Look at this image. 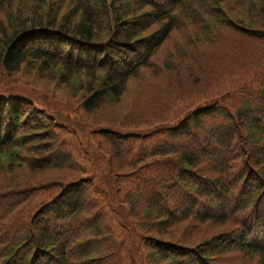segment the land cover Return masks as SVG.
I'll use <instances>...</instances> for the list:
<instances>
[{
    "label": "trees",
    "instance_id": "trees-1",
    "mask_svg": "<svg viewBox=\"0 0 264 264\" xmlns=\"http://www.w3.org/2000/svg\"><path fill=\"white\" fill-rule=\"evenodd\" d=\"M45 1L27 0V4L31 3L37 11L32 10L29 13H24L26 15L22 20H19L21 22L13 30L5 27V23L0 20V31L4 40L0 68L7 75L13 76L27 67L28 63L34 62L35 65H39L37 68L39 73L51 77H46V80H56L57 91H63L62 87H68L71 80L77 79L80 77L79 74L83 73L88 79L86 83L88 87L83 90L85 94L80 96V105L88 114L97 112L108 97L114 99L121 97L131 80L137 78L144 69L151 66L154 54L164 47V43L170 38L172 31L185 22L198 24V26H202L206 22L205 30L209 31L212 28L214 29L212 32H218L217 39L214 40L210 34L200 42L198 48L206 41H218L224 34L236 56V62L232 65L234 68L242 65V59L246 60L247 66L254 64L261 66L257 73L249 75L250 82L255 84V88L248 87V92L253 90L250 96H248V92L242 91L241 87L245 85L233 84L231 86L234 88L230 92L241 96L240 104L236 110L234 107H229L235 110L234 116H230L223 109L215 106L210 108L200 106L192 109L176 124L168 127L165 138H158L154 142L140 145L137 153H142L145 162L144 169L151 170L153 180L184 181L183 184L175 183L174 187L166 188L165 192L168 194L165 196L151 191L147 194L140 193L141 196L128 197L126 191L122 197L128 200L125 207L128 209L130 218H132L130 213L140 208L147 213L148 229H151L149 224L158 225L154 229L157 237H166L167 235L171 237L179 232V227L186 228L181 232L182 235L198 234L191 228L194 221L210 223H225L227 221L235 223L238 228L237 231L228 233L221 243L222 247L211 246L205 251L172 240H162L160 237L148 239L151 243H147V246L153 247L155 250L151 261H158L160 264H219L212 263L207 258L209 251L216 256L224 252L236 251L242 255L257 256L264 262V193L261 194L264 192V185H261L260 182L249 183L239 190L240 196L234 194V181H250L245 179L244 174L238 173L240 169L234 171L237 161L242 157L241 146L250 148V153L246 156L247 159L252 163L256 159L258 164L264 165V145L261 144L264 142V1L248 0L256 3L251 2L248 6L246 4L248 10H242L239 14L225 8L222 0H213V7L208 2L205 5L201 0L192 3L188 0L184 2L183 0H173L172 10L175 17L172 22L159 11L152 9L155 12L154 16L152 15L153 20L159 22L160 26L150 36V39H144L145 37L140 35V32L145 31L149 25L142 23L139 11L135 12L128 4L130 0H116L119 6L114 5L115 0L113 2L112 0H71L73 3L66 0L65 3H70L66 8L68 9L65 11L66 13L63 12L59 14L60 16L55 14L52 17L49 16V12L53 10V5L49 7L51 10L48 11V15L45 16L43 13ZM48 1L50 2V0ZM124 1L123 7L120 4ZM136 1L138 2L137 8H140V5L148 6L144 0ZM13 2L14 0H0L1 13L3 10L8 12L12 9ZM3 4L6 7L2 10ZM109 4L111 5L109 6ZM111 8H113L112 11H110ZM103 14H107L108 19L110 16L114 18L106 29L109 37L100 41L97 29H100ZM119 14L122 19L117 21ZM218 14L224 19L218 20L215 16ZM15 17L19 18V15L16 14ZM130 22L136 23V25L129 28ZM112 25L114 28L111 27ZM71 53L74 54V57L71 56ZM53 68H58V71L55 72L57 77L53 76V73H49ZM251 70L250 67L248 71ZM259 72H261L260 75ZM27 73L28 71L25 72V74ZM195 75L198 81L207 78L204 73L202 75L195 73ZM99 77L100 86L97 85ZM34 80L38 84L41 83L38 77H35ZM208 80L213 82L214 79L209 77ZM237 87H240V90L236 91ZM192 96V92H189L178 98L186 101ZM162 109L169 111V107L165 103H162L159 110ZM216 113H223L222 118L228 122L205 123L207 116L213 117ZM40 114V108L35 101H31L26 96L12 91L0 93V154H4L8 146H12L9 147L12 150H15L17 146L19 149L26 147L25 143L19 142L18 139L22 131L26 136H33V138L43 136L45 138L43 141L36 140L32 143L44 146H56L55 141L61 143L52 128L36 121ZM43 115L45 118L47 117L46 114ZM57 119L63 125L67 123L66 118L57 117ZM55 126L53 125V128ZM125 130L114 127H98L95 130V135L102 141L94 144L96 149H92L88 145L85 146L87 154H95L93 157L104 161L108 159V171L114 180L127 177L130 172L136 170L134 163H128V160L125 159L124 148H122L127 139L135 137V132L130 130L126 132ZM84 136L86 137V135ZM11 137L15 139L10 143L6 138L11 140ZM87 139L91 140L88 137ZM258 141H260L259 144H257ZM12 143L14 144L12 145ZM58 154V158L55 156L49 164L35 165L36 169H50L51 167L56 171L62 169L72 171L70 168V164H73L71 154L60 152ZM94 161L98 163V160ZM126 168H129V171ZM260 170L259 175L262 177L264 169L260 168ZM93 177V175H85L64 184L54 181L46 183V185L55 183L54 185L63 186L60 189L61 193L52 199L55 200L54 204H51V212L62 226L68 229L77 227L74 223L78 216H82L87 211L92 214L97 208L96 202L90 200L92 199L91 186L88 182L92 181ZM149 178L143 180L147 185L143 184L145 188L142 191H147L148 187L152 188L153 184ZM256 179L259 180V177L256 176ZM224 182L230 183L232 186L218 187L219 183ZM186 186L192 188L193 196L208 197L209 200L218 201L222 209H215L211 202H203L204 199L198 200L187 196L183 191ZM108 187L113 190L111 183L108 184ZM24 191L28 193L26 196ZM14 192L18 191L11 193V190H6L5 197H8L6 210L0 204V243L4 244V246L0 245V264H12L14 249L11 245L12 235L4 233L8 224H12L15 217L20 216L24 203L35 198L37 188L32 185L21 191L17 206L11 202ZM118 192L120 193L121 190ZM255 192L257 196L253 200L252 194ZM3 198L0 196V201H4ZM120 206L122 205L119 200L118 209L122 210ZM204 209L206 210L204 211ZM152 213L159 217L150 221L148 219H152ZM158 218L161 220H157ZM30 220H33L32 217ZM105 222L104 219L101 234L106 232ZM37 223L39 222H31V225L37 232L38 244H36L37 239H34V242L33 240L30 242L31 246L41 252H47L54 246H56V250L50 251L51 256L49 254L38 256L34 264H68L67 260L70 259L72 247L66 239L51 237L49 230H47V235L42 228H37ZM41 224L44 223L41 222ZM87 229L88 227L85 230ZM81 232L82 230L78 227L76 232H72L70 236H74L73 241L83 238ZM103 238L105 240L108 235H103ZM100 245L87 249L85 254L90 257L85 264H90L91 261H93L91 264L107 263H101L97 257L100 254ZM17 248H21L20 252L25 254L29 246L18 245ZM175 256L178 259H175ZM79 257L76 256L80 264H84L79 260ZM44 258L46 263H44ZM20 264H27V259Z\"/></svg>",
    "mask_w": 264,
    "mask_h": 264
},
{
    "label": "rangeland",
    "instance_id": "rangeland-1",
    "mask_svg": "<svg viewBox=\"0 0 264 264\" xmlns=\"http://www.w3.org/2000/svg\"><path fill=\"white\" fill-rule=\"evenodd\" d=\"M65 1L50 0L49 2L46 0L44 2L45 11L43 13L45 16L48 15V11L51 10L49 7L53 5V10L49 12V16L52 17L55 14L60 16L59 14L68 10L66 8L70 3H73L71 0H68L70 3H65ZM172 1L150 0L152 8L144 5H140V8H137L138 2L136 0L128 1V4L135 12L139 11L138 14L142 23L149 25L145 31L140 32V35L145 37L144 39H150V36L160 26L159 22L153 20L152 15L154 16L155 12L152 9H173ZM193 1L196 0H188L190 3ZM201 1L205 5L208 2L211 4L210 6H214L213 0ZM222 2L225 8L239 14H241L242 10H248L246 9V4L248 6L251 2L256 3L255 1L248 0H222ZM4 4L2 10L6 7ZM114 5L119 6L116 0L114 1ZM120 5L124 7L125 1ZM32 10L37 11L31 3L27 4V0H14L12 9L8 12L3 10V13L0 11V20L5 23V27L13 30L21 22L19 20H22L24 15H26L24 13H29ZM112 10L113 8L110 9V11ZM16 14L19 15V18L15 17ZM174 15L172 12L171 17L173 20ZM215 16L218 20L224 19L220 14ZM113 18V16H110L108 19L107 14H103L101 17L100 29H97L100 41L106 40L109 37L106 29ZM120 19H122V16L119 14L117 21ZM205 23L202 26L188 22L180 24L178 28L172 31L170 38L164 43V47H161L154 54L151 66L144 69L137 78L131 80L121 97L116 99L108 97L105 100V104L94 114L86 113L80 105V96L84 93L83 90L88 87V84H86L88 79L83 73H80V77H77V79L71 80L68 87H62L63 91H57L55 88L56 80H46V77H51L47 74L39 73L37 71L39 65H35L34 62L28 63L27 67H24L20 73L13 76L7 75L0 68V93L12 91L26 96L31 101H35L41 111L36 121H40L46 127L52 128L56 132L57 139L61 142L55 141L54 144L56 146H44L32 143V141L36 140L43 141L45 138L43 136H36L34 138L33 136H26L23 135L22 131L18 139L19 142H24L26 147L19 149V146H17L15 150H12V148H9L12 146H8L5 149V153L0 154V196L4 197V201L1 200L0 204L4 207V210H6L5 206L8 204V197H5L7 194L6 190H11V193L18 191L14 192L11 200L17 206L21 191L25 190L27 186L32 185L37 188L35 198L24 203L20 216L15 217L12 224H8L4 233L9 236L12 235L11 245L14 248L12 264L24 263L25 259H27V264H34L38 256L44 254L50 255V251L54 252L53 250H56V246H54L47 252H41L39 249H34L31 246V240L34 242V239H37V232L31 225V222H39L36 225L37 228H42L46 234L47 230H49L51 237L55 239L60 237L66 239L72 247L70 259L67 260L68 264H80L76 258V256L79 257L80 255L79 260L85 264L88 261V257H90L85 254L87 249L98 247L104 240L103 235L105 234L108 235V238L100 245V254L97 255L101 263L160 264L158 261H151L155 250L153 247L149 248L147 246V243H151L148 239L160 237L162 240H172L176 243L189 247L194 246L195 249L205 251L211 246L222 247L221 243L228 233L238 230L237 226H235L236 224L232 222L210 223L194 221L191 228L198 234L191 235V233H187L186 235H182L181 232L185 231L186 228L179 227V232H176L171 237L168 235L166 237H157L154 229L158 225L149 224L151 229H148L147 213L140 208L130 213V215L132 214V218H130L128 209L125 207V203H128V200L122 197L126 191L128 197L141 196L140 193L147 194L151 191L165 196L168 194L165 192L166 188L174 187L175 183H184V181L153 180L151 170L144 169L145 162L142 158V153H137L140 145L154 142L158 138H165L168 127L176 124L186 113L200 106L207 108L215 106L216 108L223 109L230 116H234L235 110L240 104L241 96L230 92L234 88L231 86L233 84H243L245 86L241 88L244 92H248V87L255 88V84L250 82L251 77L249 75L257 73L261 66L259 64L247 66L246 60L242 59V65L234 68L232 65L236 62V56L224 34L218 41H206L198 48L200 42L210 34L214 40L218 37V32H212L214 29L205 30ZM135 25L136 23L133 22L128 24L129 28ZM3 47L4 40L0 31V56L3 52ZM71 56L74 57V54L71 53ZM250 67L252 70L248 71ZM26 71H28L27 74H25ZM56 71H58V68H53L49 73H53V76L57 77ZM202 72L207 78L198 81L195 73L202 75ZM260 73L258 74L260 75ZM35 77H38L41 83H36ZM209 77L214 79L213 82L208 80ZM97 85L100 86V77L97 80ZM238 90H240V87L236 88V91ZM189 92H192L193 95L191 99L185 101L178 98ZM251 93H253V90L248 92V96ZM162 103L167 104L169 111L167 109L159 110ZM229 107H234L235 110ZM42 113L46 114L47 117L45 118ZM57 117L61 119L66 118L67 123L64 125L59 123ZM222 117L223 113H216L213 117L207 116L205 123H227L228 120ZM160 123H162V126H160ZM53 125L56 126L53 128ZM98 127H114L115 129H126V132L129 130L135 132V137L127 139L122 147L124 148L125 159L128 160V163H134V168L136 169L134 172H130L127 177L114 180L108 171V159L106 161L102 159V161L95 156L93 157L95 154H87L85 152V146L88 145L92 149H96L94 144L102 141L100 137L95 135V130ZM87 137L91 140L89 141ZM10 139L6 138L10 143L15 138L11 137ZM261 144L264 145V142H261ZM40 149L41 151H39ZM241 149L242 157L237 161V167L234 171L240 169L238 173L244 174L245 179H249L250 181H234V194L236 193L238 196H240L239 190L246 184L260 182L261 185H264V176L261 177L259 175V170L260 168L264 169V165L258 164V160L256 159L253 161L255 164L247 159L246 156L249 155L250 148L241 146ZM59 152L71 154L73 164H70V168L72 171L63 169L56 171L51 167L50 169H36L37 166L35 165L39 163H45L43 165H46L55 156L58 158ZM94 160H98V163ZM126 169L129 171V168ZM85 175L94 176L93 180L88 182L91 186L90 195L92 199L90 200L96 202L98 206L92 214L87 211L75 219L74 224L82 230L81 235H83V238L73 241L74 236L70 235L72 232H76L77 227L68 229L62 226L60 221L51 212V204L55 202L52 199L56 198L62 191L60 189L63 188L62 185L54 184L56 182L64 184L67 181L79 179ZM256 176L259 177V180L256 179ZM147 177L151 178L149 179L152 181V188L148 187L147 191H142L145 188L143 184H146L143 180ZM51 181L55 183L46 185V183ZM109 183L112 184L113 190L109 189ZM229 185L232 186V184L224 182L219 183L218 187H228ZM20 187L23 188L21 189ZM184 188L183 191L187 196L198 200L204 199L202 200L203 202H211L215 206V209H222L218 201L209 200L208 197L199 198L197 195L193 196L194 193L190 186ZM117 190H121V192L119 193ZM23 193H25V196L28 194L25 191ZM263 193L261 194L263 195ZM256 196L255 192V194H252V199L254 200ZM119 200L120 205H122L120 209L122 210L118 209ZM34 212L35 214L33 215ZM31 217L33 220H30ZM151 217L152 219L148 220L152 221L159 216L152 213ZM104 219L106 220L105 227L107 228H105L106 232L101 234ZM157 220L161 219L158 218ZM41 222L44 224H41ZM87 227L88 229L85 230ZM36 244H38V239ZM0 245L4 246L3 243H0ZM18 245L29 246V249L24 254L20 252L21 248H17ZM207 258L212 263L217 262L219 264H264L257 256L242 255L236 251L224 252L218 256L209 251ZM175 259L178 258L175 256ZM44 263H46L45 258Z\"/></svg>",
    "mask_w": 264,
    "mask_h": 264
}]
</instances>
